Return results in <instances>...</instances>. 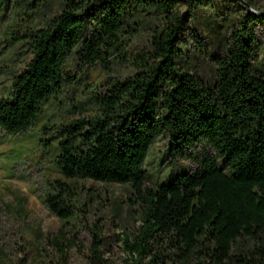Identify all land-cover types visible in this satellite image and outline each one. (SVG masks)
Returning <instances> with one entry per match:
<instances>
[{
  "label": "trees",
  "instance_id": "1",
  "mask_svg": "<svg viewBox=\"0 0 264 264\" xmlns=\"http://www.w3.org/2000/svg\"><path fill=\"white\" fill-rule=\"evenodd\" d=\"M47 1L13 0L12 11L31 20L15 39L30 58L0 99V130L18 134L35 124L45 101L73 82L63 70L71 53L78 69L98 64L109 73L111 64H126L131 72L107 79L93 97L94 115L56 133L60 174L129 186L140 224L123 239L126 264H264V65L255 58L264 14L222 0L240 13L207 84L179 65L186 52L180 34L195 8L214 0H61L46 18L40 8ZM140 26L146 48L134 51ZM158 138L191 168L150 186L144 164ZM51 185L44 202L68 219L74 188ZM55 243L63 254L61 240ZM95 253L94 262L105 264Z\"/></svg>",
  "mask_w": 264,
  "mask_h": 264
},
{
  "label": "rangeland",
  "instance_id": "2",
  "mask_svg": "<svg viewBox=\"0 0 264 264\" xmlns=\"http://www.w3.org/2000/svg\"><path fill=\"white\" fill-rule=\"evenodd\" d=\"M247 1L264 10V0ZM60 2L48 0L40 15L51 17L59 11ZM12 5L13 0H5L0 10V99L8 97L11 78L30 58L25 42L15 39L31 27V20L24 11L15 14ZM238 13L235 4L222 0H214L213 7L197 6L180 34L186 52L179 65L211 83L216 59L223 55ZM40 15H34L36 24ZM255 32L260 41L255 58L264 65V27L256 25ZM146 39L147 31L140 26L130 49L146 48ZM63 70L73 82L45 101L34 125L18 134L0 130V264H98L96 251L105 264H126L123 239L132 238L140 224L138 207H129L128 185L66 179L54 163L56 133L63 125L94 115L93 97L105 89L106 80L123 79L131 70L126 64H111L109 73L98 64L78 69L73 53ZM166 145V140L158 138L150 147L144 164L150 186L168 183L172 175L191 168L186 160H173ZM56 180L69 183L75 191L69 201L72 215L65 220L44 202ZM59 240L63 254L55 243Z\"/></svg>",
  "mask_w": 264,
  "mask_h": 264
},
{
  "label": "water",
  "instance_id": "3",
  "mask_svg": "<svg viewBox=\"0 0 264 264\" xmlns=\"http://www.w3.org/2000/svg\"><path fill=\"white\" fill-rule=\"evenodd\" d=\"M241 3L244 5L246 8H248L252 13L254 14H264V11H256L254 10L245 0H232Z\"/></svg>",
  "mask_w": 264,
  "mask_h": 264
}]
</instances>
